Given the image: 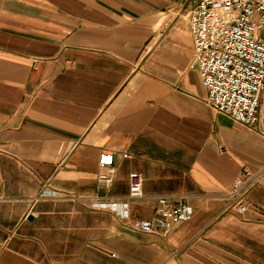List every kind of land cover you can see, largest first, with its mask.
<instances>
[{"label":"crops","instance_id":"1","mask_svg":"<svg viewBox=\"0 0 264 264\" xmlns=\"http://www.w3.org/2000/svg\"><path fill=\"white\" fill-rule=\"evenodd\" d=\"M196 1L0 0V264H264V185L242 212L226 195L264 137L208 102ZM132 171L141 196L127 198ZM158 195H187L190 219L133 228Z\"/></svg>","mask_w":264,"mask_h":264},{"label":"built area","instance_id":"2","mask_svg":"<svg viewBox=\"0 0 264 264\" xmlns=\"http://www.w3.org/2000/svg\"><path fill=\"white\" fill-rule=\"evenodd\" d=\"M188 23L193 41L192 66L201 76L210 105L238 122L258 126L264 137V0H197L188 12ZM97 161L100 167L109 169L108 174H99L109 184L112 155L101 152ZM128 176L127 198L141 196V175L132 171ZM255 184L264 185V161L234 179L226 195L238 197L237 211L245 210L242 197ZM156 201L154 215L134 220L133 228L166 233L193 214L187 195H158ZM90 204L128 216L126 200L97 197Z\"/></svg>","mask_w":264,"mask_h":264},{"label":"water","instance_id":"3","mask_svg":"<svg viewBox=\"0 0 264 264\" xmlns=\"http://www.w3.org/2000/svg\"><path fill=\"white\" fill-rule=\"evenodd\" d=\"M31 218H32V216H31V215H28V216H27V219H31Z\"/></svg>","mask_w":264,"mask_h":264},{"label":"rangeland","instance_id":"4","mask_svg":"<svg viewBox=\"0 0 264 264\" xmlns=\"http://www.w3.org/2000/svg\"><path fill=\"white\" fill-rule=\"evenodd\" d=\"M261 35H263V33H261Z\"/></svg>","mask_w":264,"mask_h":264}]
</instances>
